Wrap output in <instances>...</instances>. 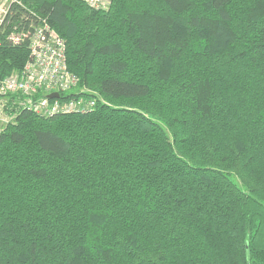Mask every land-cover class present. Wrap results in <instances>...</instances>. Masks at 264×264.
<instances>
[{
  "label": "trees",
  "instance_id": "1",
  "mask_svg": "<svg viewBox=\"0 0 264 264\" xmlns=\"http://www.w3.org/2000/svg\"><path fill=\"white\" fill-rule=\"evenodd\" d=\"M18 1L107 103L1 135L0 264H264V0Z\"/></svg>",
  "mask_w": 264,
  "mask_h": 264
},
{
  "label": "built area",
  "instance_id": "2",
  "mask_svg": "<svg viewBox=\"0 0 264 264\" xmlns=\"http://www.w3.org/2000/svg\"><path fill=\"white\" fill-rule=\"evenodd\" d=\"M94 10H108L112 0H82ZM18 0H0V47L5 41L14 46L28 44L29 58L21 70L0 73V137L24 111L45 118L70 113H89L101 98L79 86L68 69L64 39L37 16L19 30L12 23ZM12 26L11 29L8 27ZM58 94V98L51 95Z\"/></svg>",
  "mask_w": 264,
  "mask_h": 264
},
{
  "label": "rangeland",
  "instance_id": "3",
  "mask_svg": "<svg viewBox=\"0 0 264 264\" xmlns=\"http://www.w3.org/2000/svg\"><path fill=\"white\" fill-rule=\"evenodd\" d=\"M90 91L91 93L95 94V95H99L97 91H92V90H88ZM99 97L101 98V103L102 104H106L107 102H105V100H103V98L99 95ZM16 124V123H15ZM14 125V124H13ZM239 185L240 183L238 181H236Z\"/></svg>",
  "mask_w": 264,
  "mask_h": 264
},
{
  "label": "water",
  "instance_id": "4",
  "mask_svg": "<svg viewBox=\"0 0 264 264\" xmlns=\"http://www.w3.org/2000/svg\"><path fill=\"white\" fill-rule=\"evenodd\" d=\"M51 97H52V98H58L59 95H58V94H53V95H51Z\"/></svg>",
  "mask_w": 264,
  "mask_h": 264
}]
</instances>
